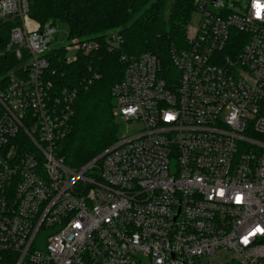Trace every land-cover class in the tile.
<instances>
[{"label": "built area", "instance_id": "obj_1", "mask_svg": "<svg viewBox=\"0 0 264 264\" xmlns=\"http://www.w3.org/2000/svg\"><path fill=\"white\" fill-rule=\"evenodd\" d=\"M226 2L194 0L169 65L121 57L110 95L126 127L74 169L57 146L78 93L52 60L98 44L57 47L60 23L0 0V264H264V0Z\"/></svg>", "mask_w": 264, "mask_h": 264}, {"label": "trees", "instance_id": "obj_2", "mask_svg": "<svg viewBox=\"0 0 264 264\" xmlns=\"http://www.w3.org/2000/svg\"><path fill=\"white\" fill-rule=\"evenodd\" d=\"M194 0H29V15L41 25L65 24L67 38L94 41L98 50L79 55L65 64L57 51L52 67L57 82L75 88L78 96L68 136L57 152L68 167L79 169L110 147L118 126L112 114L111 87L122 77L121 57L143 53L170 64L171 48L186 47V29L194 13ZM118 32L122 44L117 51L105 49L104 37ZM92 72L100 79L88 83Z\"/></svg>", "mask_w": 264, "mask_h": 264}, {"label": "rangeland", "instance_id": "obj_3", "mask_svg": "<svg viewBox=\"0 0 264 264\" xmlns=\"http://www.w3.org/2000/svg\"><path fill=\"white\" fill-rule=\"evenodd\" d=\"M248 0H227V5L230 10L233 12H240L241 7H244L247 4ZM200 20V16L197 13H193L190 19V27H194L195 24ZM56 45L57 47H64L69 44L70 40H67V27L65 24L56 25ZM116 123L121 126L120 130L123 132L126 125L120 120H116ZM143 264H147V259L142 258Z\"/></svg>", "mask_w": 264, "mask_h": 264}, {"label": "snow or ice", "instance_id": "obj_4", "mask_svg": "<svg viewBox=\"0 0 264 264\" xmlns=\"http://www.w3.org/2000/svg\"><path fill=\"white\" fill-rule=\"evenodd\" d=\"M239 199V198H238Z\"/></svg>", "mask_w": 264, "mask_h": 264}]
</instances>
